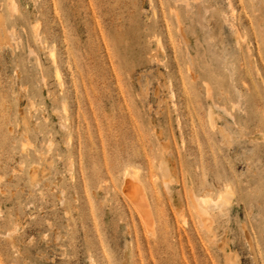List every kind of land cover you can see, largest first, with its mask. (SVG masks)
Returning a JSON list of instances; mask_svg holds the SVG:
<instances>
[{
    "label": "rangeland",
    "instance_id": "374dc122",
    "mask_svg": "<svg viewBox=\"0 0 264 264\" xmlns=\"http://www.w3.org/2000/svg\"><path fill=\"white\" fill-rule=\"evenodd\" d=\"M225 260L264 264V0H0V264Z\"/></svg>",
    "mask_w": 264,
    "mask_h": 264
},
{
    "label": "bare ground",
    "instance_id": "6f19581e",
    "mask_svg": "<svg viewBox=\"0 0 264 264\" xmlns=\"http://www.w3.org/2000/svg\"><path fill=\"white\" fill-rule=\"evenodd\" d=\"M54 76H55V79L57 80V82L58 81L60 82V76L61 75H60V72H59L58 68L55 69ZM61 80H62V77H61ZM135 177L137 178V175ZM167 183H168V180H164L163 181L164 185H167ZM123 190H124L125 195L127 196V199H129V201L136 207V209L138 211V214L140 215V218L147 219L151 213L149 214V210H148L147 206H145L144 202L141 201L142 199L139 198V196H137V193L133 190V185L128 182V183H126L124 185ZM136 190H137V188H136ZM229 190H230V188H229ZM229 190L226 189L225 193H224L225 195L218 196L216 199H213L210 196H199V197H197V196H195L194 194H192L190 192V199H191L192 205H193V207L195 209V212L199 216L203 226L205 227V229H207V231L211 230V222H212L211 221V211H210L211 208H219V207L221 208L222 206H224L223 204L225 202L226 195H230L229 192L231 190L230 191ZM143 219H142V221H143ZM149 219L150 218H148V220ZM13 232H15V231H13ZM225 264H230V261L228 262V260H225Z\"/></svg>",
    "mask_w": 264,
    "mask_h": 264
}]
</instances>
